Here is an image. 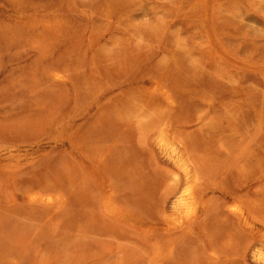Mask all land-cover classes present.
Listing matches in <instances>:
<instances>
[{"label": "rangeland", "instance_id": "374dc122", "mask_svg": "<svg viewBox=\"0 0 264 264\" xmlns=\"http://www.w3.org/2000/svg\"><path fill=\"white\" fill-rule=\"evenodd\" d=\"M15 1L0 0V264H264L246 254L260 239L259 226L225 213L228 189L208 196L215 215L209 207L180 233L167 230L175 168L144 134L145 125L170 116L191 143L214 154L220 145L256 138L258 154L249 164L255 177L245 183L252 192L262 188L264 178L253 182L264 176V0ZM58 70L67 80L53 76ZM161 78L174 106L148 95ZM205 118L211 127L200 133ZM110 126L129 141L117 155L124 163L117 174L131 185L127 217L97 212L101 173L80 179L89 167L86 141L110 135ZM142 134L148 138L141 141ZM36 188L72 191L70 203L58 209L31 202L27 195ZM155 243L174 250L154 256ZM212 250L221 258H210Z\"/></svg>", "mask_w": 264, "mask_h": 264}, {"label": "bare ground", "instance_id": "6f19581e", "mask_svg": "<svg viewBox=\"0 0 264 264\" xmlns=\"http://www.w3.org/2000/svg\"><path fill=\"white\" fill-rule=\"evenodd\" d=\"M15 1V0H14ZM16 2V1H15ZM33 8V7H32ZM33 13V12H32ZM21 17V16H20ZM34 17V16H33ZM35 18V17H34ZM37 20V19H36ZM55 20V19H54ZM18 21V20H17ZM33 21V19L31 20V22ZM22 22V21H21ZM24 22V21H23ZM54 23V21H51ZM25 23V22H24ZM28 23V22H27ZM33 23V22H32ZM63 23V22H62ZM26 24V23H25ZM31 23L29 22V25ZM34 24V23H33ZM38 25V24H37ZM31 26H33L31 24ZM48 27V26H47ZM63 29V28H62ZM50 34V33H49ZM51 36V35H50ZM48 37V36H47ZM56 38V37H55ZM42 39V38H41ZM47 39V38H46ZM54 39V38H53ZM48 41V40H47ZM45 53V52H43ZM122 67V66H121ZM107 71V70H106ZM54 73V71H52ZM110 72V71H109ZM112 75V74H111ZM47 76V75H46ZM56 79L61 80V81H65L66 76L60 72L59 70L57 72L54 73L53 75ZM67 80V79H66ZM150 80V78H149ZM163 79H156L153 82V87L150 90V93L148 95L152 96H161L163 97L167 103H169L168 105L170 106H174L175 104V100L173 95L170 93L169 90H167L164 86H163ZM15 85V84H14ZM37 85V84H36ZM95 88H97L95 86ZM39 89V88H38ZM145 90V89H144ZM172 90V89H171ZM98 91V90H97ZM149 91V90H148ZM31 92V91H30ZM104 92V91H103ZM147 92V91H146ZM96 94V93H95ZM100 94V92H99ZM103 94V93H102ZM121 94V93H120ZM32 95V94H31ZM101 95V94H100ZM99 95V96H100ZM123 95V94H122ZM146 96V95H145ZM130 97V96H129ZM202 97V96H201ZM97 98V97H96ZM128 98V97H127ZM37 99V98H36ZM129 99V98H128ZM201 99V98H200ZM211 99V98H209ZM133 100V99H132ZM112 101V99H111ZM110 101V103H112ZM213 101V99H212ZM239 101V100H238ZM109 102V101H108ZM107 102V103H108ZM136 102V101H135ZM134 102V103H135ZM241 102V101H240ZM133 103V104H134ZM211 103V102H210ZM136 104V103H135ZM142 104V103H141ZM147 104V103H146ZM132 106V105H131ZM142 106V105H141ZM117 107V106H116ZM143 108V107H142ZM229 108V107H228ZM136 109V108H135ZM214 109V107H213ZM212 109V110H213ZM211 110V112H212ZM230 110V109H229ZM119 111V110H118ZM210 111V110H209ZM208 111V112H209ZM233 111V110H232ZM120 112V111H119ZM230 112V111H229ZM259 112V111H258ZM122 113V112H121ZM120 113V114H121ZM141 114V113H140ZM62 115V114H61ZM68 115V113H67ZM70 115V114H69ZM122 117H126V115L123 116V114H121ZM189 115H191L189 113ZM216 115V114H215ZM203 116V115H202ZM128 117V115H127ZM170 117V116H169ZM167 117L166 118H159L157 119L155 122H153L150 125H145V133L146 135H150V138L153 139V143L156 146L157 150L159 151V153L165 157L175 168V171H171V169L169 171H171L173 173V181L172 184L170 185V192L168 194V197L165 195V197H167V199H169V196H171V204H172V210H173V214L171 216H169L166 219V224L168 227V231H182V229H184V227H187L188 224H191L194 222H196V220L199 218L200 214L203 212H206V216H208L207 214V210L209 209V207H211L210 209L213 210V212L209 211V215L212 217V214H214V211H218L216 210V203H215V207L213 206V201L209 198L208 196L210 194H216V192H223L225 190L228 189L227 194L228 197L225 198L226 201V205L227 208L225 210V213L230 216L233 217L235 219H237L239 222L243 223L247 226H259L260 228V239H257V243L252 244L251 246L247 247V252H250V256L252 255V257L258 261H262L264 260V184L262 186V188H260L258 186V190L257 191H251V187H249L248 185L246 186V178L250 177H255V176H250L252 175V171L251 168L249 166L250 162H252V160L254 159L255 155V145L257 148L259 147V141L258 143H256V138H252L251 140H245L243 142H241L238 145H235L234 147H228V146H224V145H220L216 154H214V151L209 147V145H204L202 146L199 142V146H197V142L195 143L194 140L190 141V137H188V135H191L190 133L188 135L181 133L180 129L181 126L178 125L176 122H174L173 120H169ZM174 117V116H173ZM211 117H215V116H211ZM58 118V117H57ZM69 118V117H68ZM218 118V117H217ZM56 119V117H55ZM131 119V118H128ZM174 119V118H173ZM175 120V119H174ZM68 121V120H66ZM130 121V120H129ZM51 122V121H50ZM99 122V121H98ZM211 119L209 118H205L202 119L197 126L198 130L201 131L200 133L204 132V130L209 129L211 127ZM216 122V121H215ZM64 123V121H63ZM220 123V122H219ZM230 123V122H229ZM62 124V123H61ZM83 124V123H82ZM100 124V123H99ZM98 124V126H99ZM196 124V123H195ZM233 124V122H232ZM49 125V124H48ZM102 124H100L101 126ZM258 125V124H257ZM264 125V124H263ZM50 127V126H49ZM115 126H113V129L111 128V130L109 131L107 129L108 133H111L110 135L107 136H103L101 138H95L92 139L90 141H86L87 144L85 145L86 151H89V153L86 156V160L89 161V167L87 169H84L80 179H84V178H91L94 176V174H99L101 173L100 176V180H99V191L97 192V199L96 202L94 201V203L97 204L98 207V211L96 209L97 212L100 213H104L110 217H127L128 214L130 216V211L129 208L131 206L129 199L127 198V194H126V186L125 185H130L129 181H127L126 184H124V182L121 179V175H118L117 171H119L120 167L124 164H121L122 161H120L119 158H117L118 155V150L121 148L120 145L123 143H127L125 140L128 141V139L126 137H124V140L121 139V137L118 134H114L117 130L119 131V129ZM126 127V126H125ZM219 127V125H218ZM261 127V125L259 124L258 129ZM263 127V126H262ZM58 128V127H57ZM56 128V129H57ZM77 128V127H76ZM96 127H94L93 130H95ZM107 128V127H106ZM223 128V127H222ZM241 129V127H239ZM49 129V128H48ZM63 129L64 132V127L61 128V130ZM80 129V128H79ZM97 129V128H96ZM102 129V128H100ZM126 129V128H125ZM224 129V128H223ZM226 129V127H225ZM99 130V129H98ZM112 130H116L114 133L111 132ZM122 130V129H121ZM212 130V129H211ZM210 130V131H211ZM231 130V129H230ZM236 130V129H235ZM97 131V130H95ZM94 131V132H95ZM100 131V130H99ZM105 130V126H104V130ZM117 131V132H118ZM197 131V130H196ZM237 131V130H236ZM257 131V129H256ZM261 130H258V132H260ZM263 131V130H262ZM261 131V132H262ZM116 132V133H117ZM212 132V131H211ZM239 132V131H238ZM242 132V131H241ZM24 133V132H22ZM221 133V132H220ZM231 133V132H230ZM236 133V132H235ZM104 134V132H103ZM102 134V135H103ZM130 134V133H129ZM142 134V135H144ZM223 134V133H222ZM233 134V132H232ZM43 135V133H42ZM61 135V134H60ZM124 135V134H123ZM231 135V134H230ZM228 135V136H230ZM257 135V133H256ZM72 136V135H71ZM90 136V135H89ZM195 138L197 137L194 134ZM253 136H255L253 134ZM40 137V136H39ZM60 137V136H59ZM146 136L144 135V137H141V141L143 140V138H145ZM146 137V139L148 138ZM226 137V136H225ZM243 137V136H242ZM260 137V134H259ZM20 138V137H19ZM18 138V139H19ZM61 138V137H60ZM63 138V137H62ZM131 138V137H130ZM222 138V137H221ZM5 139V138H3ZM23 139V138H22ZM208 139V138H207ZM2 140V139H1ZM8 140V139H7ZM10 140V139H9ZM15 140V138H14ZM40 140V139H39ZM63 140V139H62ZM130 140V139H129ZM145 140V139H144ZM4 141V140H3ZM55 141V140H54ZM57 141V140H56ZM125 141V142H124ZM221 141V140H220ZM79 142V141H78ZM85 143V141H83ZM129 142V141H128ZM80 143V142H79ZM83 143V144H84ZM209 143V142H208ZM264 143V142H263ZM82 144V143H81ZM212 144V143H211ZM261 144V143H260ZM17 145V144H16ZM77 145V144H76ZM128 146L130 145L131 148V144H127ZM146 145V144H144ZM19 146V144H18ZM84 146V147H85ZM14 146H6L5 149H13ZM78 148L80 146H77ZM82 147V145H81ZM80 147V148H81ZM120 147V148H119ZM126 146H124V149ZM1 148H4L3 146H1ZM216 148V147H215ZM84 149V148H83ZM1 150V149H0ZM27 150V149H26ZM123 150V149H122ZM129 150V149H128ZM81 151V150H80ZM79 151V152H80ZM11 152V150L9 151ZM78 152V153H79ZM85 152V150H84ZM124 153V152H123ZM123 153H120V155H122ZM134 153V151L131 153V155ZM82 154V153H81ZM20 155V154H19ZM22 155V154H21ZM130 155V154H129ZM11 156V154H10ZM9 156V157H10ZM14 156V155H13ZM79 156V155H78ZM83 157H85V155H82ZM124 156V154L122 155ZM128 156V153L127 155ZM135 156V155H134ZM161 156V157H162ZM136 157V156H135ZM140 157V156H139ZM29 158V157H28ZM262 158V157H261ZM133 159V158H132ZM145 159V158H144ZM144 159L142 161H144ZM19 160V159H18ZM86 160H84L86 162ZM126 160V159H125ZM135 160V159H134ZM263 160V159H261ZM82 161V160H81ZM260 161V160H258ZM19 162V161H18ZM33 162V161H32ZM128 162H130L128 160ZM141 162V161H140ZM135 163V162H134ZM134 163H132L134 165ZM257 163V162H256ZM260 163V162H259ZM121 164V165H120ZM136 164V163H135ZM120 165V166H119ZM129 165V164H128ZM127 168L130 170V165ZM139 165V164H138ZM257 165V164H256ZM261 165V163H260ZM15 166V165H14ZM124 166V165H123ZM142 166V165H141ZM258 166V165H257ZM119 167V168H118ZM159 167V166H158ZM140 168V165H139ZM258 169L260 168L257 167ZM256 168V169H257ZM123 171H125V168H122ZM121 169V171H122ZM257 169V170H258ZM7 170V169H6ZM126 173H131V171ZM146 170V169H144ZM148 170V168H147ZM146 170V172H148ZM255 170V169H254ZM106 172L109 175L108 176H104L102 173ZM256 171V170H255ZM258 171H261L260 169ZM263 171V170H262ZM262 171L259 174H263ZM257 172V171H256ZM29 173V172H28ZM79 173V172H78ZM133 173V172H132ZM144 173V172H142ZM252 173V174H251ZM123 174V173H120ZM125 174V173H124ZM147 174V173H146ZM257 174V173H256ZM254 174V175H256ZM126 175V174H125ZM233 175V176H232ZM235 175H237V178H235L234 182L230 183V178L235 177ZM79 176V174H78ZM129 176V175H128ZM145 176V175H144ZM250 176V177H247ZM257 176V175H256ZM263 176V175H262ZM257 176L254 180L253 183H260L263 181L264 176ZM130 178V176H129ZM240 178H243L242 182H240L241 180H239ZM245 178V179H244ZM126 179V178H125ZM131 179V178H130ZM148 179V178H147ZM127 180V179H126ZM253 180V179H251ZM95 181V180H94ZM146 181V180H145ZM248 181V179H247ZM44 182V181H43ZM65 182V181H64ZM86 182V181H84ZM88 182V181H87ZM132 182V181H130ZM135 182V181H133ZM138 182V181H137ZM168 182V181H167ZM244 182V183H243ZM39 183V182H38ZM129 183V184H128ZM248 183V182H247ZM40 184V183H39ZM76 183L72 184L71 187L75 186ZM93 184V183H92ZM136 184V182H135ZM228 184H230V187H228ZM41 185H42V181H41ZM62 185V184H61ZM64 185V184H63ZM62 185V186H63ZM87 185H90L87 183ZM137 185H139V182L137 183ZM144 185V184H143ZM65 186V185H64ZM93 186V185H92ZM91 186V187H92ZM66 187V186H65ZM95 187V186H94ZM131 187V185H130ZM90 188V187H89ZM256 188V187H255ZM56 189V188H55ZM55 189L53 191H48V190H43V189H38L36 188L31 190L27 197L28 200H30L31 202H34L36 204H42V205H46L48 206H52L58 209H62L65 206H67L69 201V196L72 194H70V192L72 191H67L66 193H61V192H55ZM58 189V188H57ZM56 189V191H58ZM60 189V188H59ZM63 189V188H62ZM61 189V190H62ZM50 190V189H49ZM94 190V188H93ZM91 191V189H90ZM128 191V190H127ZM133 193V192H132ZM167 194V193H166ZM139 195V194H138ZM90 196V194H89ZM92 198V196H90ZM140 197V196H139ZM214 197V198H213ZM213 197L211 196V198L214 199V201H216L215 196L213 195ZM221 197V196H220ZM90 198V199H91ZM131 198V197H130ZM135 199V198H133ZM29 201V203H30ZM148 201V200H147ZM167 201V200H166ZM210 203H212V205L210 206ZM218 203V202H217ZM95 204V205H96ZM220 204V202L218 203ZM94 205V206H95ZM165 205V203H164ZM136 206V205H134ZM219 206V205H217ZM96 207V206H95ZM96 207V208H97ZM215 209H214V208ZM42 208V207H41ZM54 208V209H55ZM135 208V207H134ZM146 208V207H144ZM131 209V208H130ZM136 209V208H135ZM218 209V208H217ZM100 210V211H99ZM141 210V209H140ZM143 210V209H142ZM135 211V210H133ZM219 211H221L219 209ZM136 212H138L136 210ZM134 212V213H136ZM143 213V211H142ZM147 213V212H145ZM165 213V210H164ZM105 215V216H106ZM134 215V214H133ZM133 215H131L133 217ZM215 215V214H214ZM217 215V214H216ZM205 216V217H206ZM218 216V215H217ZM107 217V216H106ZM131 217V219H132ZM137 217V216H136ZM136 217H133L134 219H136ZM108 218V217H107ZM143 218V217H142ZM150 218V217H149ZM216 217H214L215 219ZM110 219V218H109ZM116 219V218H115ZM114 219V220H115ZM128 219V218H127ZM140 219V218H139ZM206 219H208V217H206ZM142 220V219H141ZM227 220V219H226ZM117 222H121L118 221L116 219ZM144 221V220H143ZM198 221V220H197ZM123 222V221H122ZM205 222V220H204ZM201 222V220L199 221L200 224L204 223ZM229 222V221H228ZM125 223V222H124ZM127 223V222H126ZM233 223V222H232ZM165 224V225H166ZM223 224V223H222ZM59 225V224H58ZM205 227L207 225L203 224ZM217 225V224H215ZM233 225V224H232ZM197 226V225H196ZM199 226V225H198ZM197 226V227H198ZM227 226V224L225 225ZM239 226V225H238ZM244 226V225H242ZM131 227V226H130ZM156 227V226H155ZM193 227V226H192ZM196 227V228H197ZM233 227V226H232ZM154 228V227H153ZM194 228V227H193ZM204 228V227H203ZM215 230H219L220 233L222 230H220L221 227H215ZM219 228V229H218ZM236 228V227H234ZM224 230V232L222 231L223 236L225 235V229L222 228ZM229 229V228H228ZM245 229V228H244ZM186 230V229H185ZM235 230V229H234ZM178 231V232H179ZM192 231V230H191ZM227 231V230H226ZM237 233L239 230H236ZM184 232V230H183ZM187 232H189V230H187ZM202 232V231H201ZM205 232V231H204ZM203 232V233H204ZM210 232V231H209ZM230 232V231H229ZM228 232V233H229ZM235 232V231H234ZM242 232V231H241ZM172 233V232H171ZM177 233V232H176ZM180 233V232H179ZM214 233V231L212 232ZM218 233V232H216ZM214 233V234H216ZM218 233V234H220ZM233 233V231H232ZM246 233V232H245ZM150 234V233H149ZM152 234V233H151ZM206 234V233H205ZM188 235V234H187ZM231 235V234H230ZM238 235V234H237ZM238 235V237H239ZM211 236V234H210ZM218 236V235H216ZM229 236V234H228ZM253 236V235H252ZM184 237V236H183ZM209 237V236H208ZM221 237V235H220ZM235 237V235H234ZM248 237V236H247ZM256 237V236H255ZM219 238V236H218ZM222 238V237H221ZM221 238H219L221 240ZM227 238V237H226ZM208 239V238H207ZM206 239V240H207ZM212 239V238H211ZM225 239V238H224ZM240 239V238H239ZM156 240V239H155ZM197 240V239H196ZM229 240V239H228ZM237 240V238H236ZM256 240V239H255ZM159 241V240H158ZM164 241V239H163ZM202 241V239H201ZM208 241V240H207ZM215 241V240H214ZM223 241V240H222ZM151 242V241H150ZM213 242V241H212ZM226 242V240H225ZM230 242V240L228 241ZM242 242V241H241ZM160 243V242H159ZM209 243V242H208ZM211 243V242H210ZM214 243V242H213ZM221 243V242H220ZM161 244V243H160ZM174 244V243H173ZM222 244V243H221ZM224 244V243H223ZM155 245V249L156 252L154 254L157 255L158 257L164 256L165 254H171L173 252V245L169 244L167 248H163L161 247L159 244ZM166 245V243H165ZM212 245V244H211ZM229 245V244H228ZM227 245V246H228ZM232 245V244H230ZM237 245V244H236ZM250 245V244H249ZM209 246V245H208ZM221 246V245H220ZM185 247V246H184ZM212 247V246H210ZM221 247H224V245H222ZM229 247V246H228ZM233 247V246H231ZM227 248V247H225ZM239 248V246H238ZM154 249V248H153ZM211 249V248H210ZM212 249H214L212 247ZM219 251L221 248H219ZM233 249V248H232ZM224 250V249H223ZM241 250V249H240ZM233 251L235 256L238 255L235 252L239 253V251ZM225 252H227V250H224ZM153 252V251H152ZM176 252V251H174ZM207 252V251H206ZM223 252V253H225ZM157 253V254H156ZM209 253V251H208ZM207 253V254H208ZM244 253V252H243ZM242 253V255H243ZM176 254V253H175ZM175 254H173L175 256ZM205 254V253H204ZM228 254V253H227ZM233 254V255H234ZM241 254V253H240ZM212 255V257H211ZM210 255V258H214V259H220L221 255L219 254L218 256V252L213 251ZM226 255V253H225ZM241 255V256H242ZM249 255V254H248ZM153 256V257H154ZM169 256V255H168ZM173 256V258H174ZM209 256V255H208ZM234 256V258H235ZM246 256V255H245ZM15 257V256H14ZM207 258V256H204ZM227 257V256H226ZM238 257V256H237ZM251 257V258H252ZM233 258V259H234ZM240 258V256H239ZM222 259H223V255H222ZM237 261V258H235ZM235 259L233 261H235ZM247 259V258H246ZM230 260V257H229ZM242 260V259H241ZM15 261V260H14ZM14 261L12 263H14ZM228 261V260H227ZM246 261V260H245ZM219 262V260H218ZM254 263V262H253ZM262 264V263H261Z\"/></svg>", "mask_w": 264, "mask_h": 264}]
</instances>
